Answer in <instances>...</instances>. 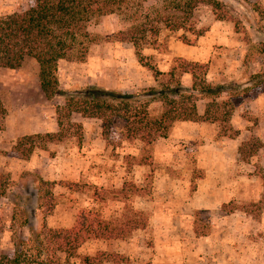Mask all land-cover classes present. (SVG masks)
<instances>
[{
  "label": "rangeland",
  "instance_id": "rangeland-1",
  "mask_svg": "<svg viewBox=\"0 0 264 264\" xmlns=\"http://www.w3.org/2000/svg\"><path fill=\"white\" fill-rule=\"evenodd\" d=\"M217 1L222 10L199 5L191 14L200 35L161 30L154 46L137 50L115 35L123 28L120 14L103 16L87 28L85 56L79 59L76 50L57 63L62 92L89 85L136 93L157 86L148 67L165 72L174 58L191 61L185 58L189 50H210L207 62L198 63L207 66L208 85L227 86L221 99L227 102L229 119L222 125L174 123L154 142L150 156L144 155L145 166L129 167V157L138 156L141 145L123 140L120 119L112 121L103 141L100 122L78 114L71 121L81 124L80 143L48 144L23 159L11 150L15 139L54 132V109L63 106L64 97L44 98L30 59L16 70L0 68L5 111L0 117V192L6 193L0 256L11 260L21 236L30 235L28 226H22L25 220L35 228H66L85 207L103 219L119 218L121 201L108 194L99 201L92 194L131 182L140 193L130 196L128 204L145 215V226L123 239L88 240L77 254L116 253L123 264H264V0ZM32 3L0 0V15ZM151 4L146 0L143 6ZM218 14L225 19L217 20ZM180 81L187 86L189 78ZM205 102L200 97L195 102L199 113ZM159 111V103L149 104L150 115ZM60 182H77L81 190L68 191ZM195 223L202 236L194 235ZM23 252L35 258L32 247Z\"/></svg>",
  "mask_w": 264,
  "mask_h": 264
},
{
  "label": "trees",
  "instance_id": "trees-1",
  "mask_svg": "<svg viewBox=\"0 0 264 264\" xmlns=\"http://www.w3.org/2000/svg\"><path fill=\"white\" fill-rule=\"evenodd\" d=\"M145 1L33 0L21 11L0 15V68L16 70L30 59L35 65L38 87L44 98L49 101L56 95L64 97L63 106L54 109L56 131L17 137L11 146L13 152L27 159L35 150H43L48 144H60L70 139L80 143L81 124L71 121L72 114L98 120L101 139L106 141L111 123L117 118L122 121L123 140L137 141L141 145L138 156L129 157V167L145 166L154 142L163 138L174 123L222 125L229 119L227 102L221 99L228 90L227 86L208 85L205 82V64L180 58H174L165 72L148 67L157 86L136 93L89 85L74 91L58 89L57 63L69 59L76 50L79 51V59L85 56V42L89 38L87 28L97 25L103 16L120 14L123 28L115 35L121 43H128L137 50L154 46L161 30L200 35L191 22V14L199 5L209 6L213 12L222 10L217 0H152L153 4L148 7L143 6ZM216 19L223 21L225 17L218 14ZM182 76H188L187 86L181 83ZM198 97L206 101L201 114L197 113L195 106ZM152 102L160 105L159 114L153 116L148 112ZM4 113L0 102V117ZM40 183L48 185L47 182ZM60 184L68 191L81 190L77 182ZM106 191L94 190L92 196L103 201L104 194H108L109 199L121 201L123 206L119 218L103 219L97 210L85 207L77 211L69 228L43 225L35 228L25 220L22 226H28L30 235L27 238L21 236L11 260L0 256V264H123L125 259L116 253L98 251L93 255H79L76 252L88 240L123 239L145 226V215L128 204V198L139 194L140 189L131 182H123L118 189ZM5 194L0 192V197ZM46 199L51 202V194ZM203 212L196 211L195 215ZM1 229L0 225V232ZM201 231L195 223L194 235L202 236ZM23 247H32L35 258L24 254Z\"/></svg>",
  "mask_w": 264,
  "mask_h": 264
},
{
  "label": "crops",
  "instance_id": "crops-1",
  "mask_svg": "<svg viewBox=\"0 0 264 264\" xmlns=\"http://www.w3.org/2000/svg\"><path fill=\"white\" fill-rule=\"evenodd\" d=\"M189 53H190V55L188 56V57H185L186 59H188V60H191L192 62H207V58H208V56L210 55V50H189ZM212 53H213V51H212ZM209 66H210V63H209ZM101 85H103V84H101ZM121 89H123L121 86H120V90ZM203 109V108H202ZM197 113L198 114H201L202 113V111L199 113L198 111H197ZM56 131V130H55ZM54 131V132H55ZM31 134H39L38 132H34V133H31ZM24 135V134H23ZM22 135V136H23ZM27 135H29V134H27ZM20 137V136H19ZM99 138V137H98ZM3 196L2 197H0V212L2 211V208H3V205H4V200H3ZM122 206H123V204H122ZM8 227H9V224L8 223H6L5 224V230H7L8 229ZM70 227V225L69 226H67L66 228H69ZM3 229V228H2ZM103 241H105V240H103ZM106 242H108V241H106ZM0 254H1V248H0ZM93 255V254H92Z\"/></svg>",
  "mask_w": 264,
  "mask_h": 264
}]
</instances>
